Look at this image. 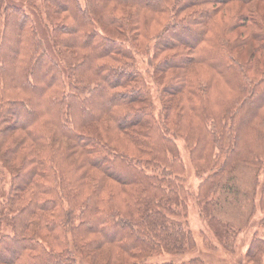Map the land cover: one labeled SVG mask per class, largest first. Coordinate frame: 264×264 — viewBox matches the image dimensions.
<instances>
[{
    "label": "trees",
    "instance_id": "1",
    "mask_svg": "<svg viewBox=\"0 0 264 264\" xmlns=\"http://www.w3.org/2000/svg\"><path fill=\"white\" fill-rule=\"evenodd\" d=\"M23 1L48 43L0 0V264H209L192 252L177 140L201 177L202 243L226 247L215 206L264 212L263 0ZM259 225L245 257L264 264Z\"/></svg>",
    "mask_w": 264,
    "mask_h": 264
},
{
    "label": "rangeland",
    "instance_id": "2",
    "mask_svg": "<svg viewBox=\"0 0 264 264\" xmlns=\"http://www.w3.org/2000/svg\"><path fill=\"white\" fill-rule=\"evenodd\" d=\"M11 2H15L21 6H23L25 9H27L29 12H31V15L33 16L36 26L43 37V40L48 43V38H47V32L46 28L44 25V21L42 16H40V12H38L33 6L25 3L23 0H7ZM263 1H259L258 8L260 13L264 16V8H263ZM39 4V2L37 3ZM40 6V5H39ZM248 6H252L251 4H248ZM244 8L240 11H243ZM234 11L230 10L227 8L225 5L223 6V15L227 16L229 14H232ZM220 15V14H219ZM222 15V14H221ZM138 60L141 68H144V58L143 56L138 55ZM156 95L155 93L153 94V98L155 99V104L156 107H158V100L155 98ZM177 144L180 150V154L183 160L184 164V177L186 180V185L189 188V201H187V207H186V220L188 227L191 229L196 246L193 249V253L196 252H201V259L204 260L205 263L209 264H255L253 262H250L246 257H245V249L249 245L250 239L255 233V231L261 230L259 221L260 217L264 213L263 211L259 212L255 211L253 212V215L251 214V205L250 201H247L248 199L251 200L250 198L246 200H242L241 206L239 205L234 206L233 208L231 207H220L218 208V205L214 207V214H222L226 217H228V220L231 221L232 223V231L228 238L221 239L222 242L224 241V245L226 247L218 246L214 247V249H209L207 248L202 242H203V235H211V231L206 223V221L200 216L198 207L195 204V195L194 192L196 190V187L201 180V177H198L196 175V172L194 168L192 167L190 163V159L188 156V149L186 148V145L181 139L177 140ZM253 171V170H252ZM254 172V171H253ZM238 180L243 186V189H246L248 193L251 192L252 187H253V177L251 174H240L238 176ZM9 184V174L5 169H1L0 171V203L5 197L7 187ZM257 192L259 196L260 189L257 187ZM256 195V199H257ZM223 195H217V197H222ZM252 201V200H251ZM184 214H182L183 216ZM184 218V217H183ZM215 241V239H214ZM213 242V240H212ZM192 252H187L186 254L183 255H175V256H187L192 254ZM168 253V252H166ZM168 254H174V253H168ZM168 254L163 253H155L153 256H150L146 259L147 262H159L163 260H172L174 264H177L183 257L178 258L174 256H170ZM260 264L262 262L260 261Z\"/></svg>",
    "mask_w": 264,
    "mask_h": 264
},
{
    "label": "bare ground",
    "instance_id": "3",
    "mask_svg": "<svg viewBox=\"0 0 264 264\" xmlns=\"http://www.w3.org/2000/svg\"><path fill=\"white\" fill-rule=\"evenodd\" d=\"M207 75V74H206Z\"/></svg>",
    "mask_w": 264,
    "mask_h": 264
}]
</instances>
